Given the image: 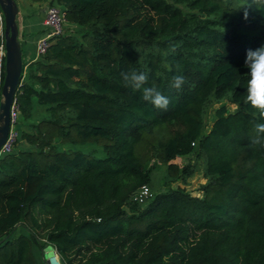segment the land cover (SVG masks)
<instances>
[{
  "label": "trees",
  "instance_id": "trees-1",
  "mask_svg": "<svg viewBox=\"0 0 264 264\" xmlns=\"http://www.w3.org/2000/svg\"><path fill=\"white\" fill-rule=\"evenodd\" d=\"M54 1L66 21L98 28L52 35L22 63L18 136L0 154V264H42L32 245L45 243L65 264H264V149L252 145L256 117L244 103L264 0ZM2 30L3 20V47ZM141 39L149 47L138 55ZM131 69L169 99L166 109L123 85ZM226 94L240 105L217 106L202 132L207 100ZM193 149L200 194L151 191L150 162L166 166L168 184L194 172L174 161ZM142 185L151 195L132 199Z\"/></svg>",
  "mask_w": 264,
  "mask_h": 264
},
{
  "label": "clouds",
  "instance_id": "clouds-1",
  "mask_svg": "<svg viewBox=\"0 0 264 264\" xmlns=\"http://www.w3.org/2000/svg\"><path fill=\"white\" fill-rule=\"evenodd\" d=\"M244 8L243 18H248V4L240 5L236 10ZM244 66L247 68L246 95L244 103H247L254 110V131L255 137L252 145L264 149V43L255 48L246 50ZM123 85L133 91H142L144 101L151 103L154 107L166 109L169 99L156 87L146 86L148 76L143 71L131 69L121 73ZM185 82V77L175 75L172 77L171 87L180 89Z\"/></svg>",
  "mask_w": 264,
  "mask_h": 264
},
{
  "label": "rangeland",
  "instance_id": "rangeland-1",
  "mask_svg": "<svg viewBox=\"0 0 264 264\" xmlns=\"http://www.w3.org/2000/svg\"><path fill=\"white\" fill-rule=\"evenodd\" d=\"M49 4H56L57 3L54 0H47L45 2V5ZM98 28V25H78L75 23H70L65 20L63 23L62 31L66 32H73V33H78L79 30L81 29H92V28ZM149 47L148 42L146 39H141L137 43V52L138 55H141L144 50H146ZM223 104L226 108L227 111H231L234 108H236L238 105H240L239 101H232L228 94L224 95L220 99H215L213 97H210L205 106L204 110L202 113V132L206 131L207 128L210 125V122L214 116V110L217 106ZM20 128L22 126V122L20 121ZM18 144H24L22 140H18ZM91 145L88 144L86 146H82L81 148L87 149ZM61 147L65 148L67 145H61ZM100 146H95V151L94 154L95 156H100L102 155V151L100 150ZM174 161L177 163L178 168L182 170V168H192L194 172L191 175L181 177V175L176 176V178L168 184H166L167 181H165V169L166 166L162 163H159L158 161H151L149 164V176H150V181H149V187L151 188V191H158V190H164L167 187L174 188L176 186L183 187L190 193L194 195H198L201 192V185L205 181V176L202 173V168H203V156L200 152L196 151L193 149L190 151L188 154L185 155H179L174 158ZM131 204V203H130ZM130 204H127L126 209L130 208ZM19 230V227L16 228L15 232ZM46 257V254H44Z\"/></svg>",
  "mask_w": 264,
  "mask_h": 264
},
{
  "label": "water",
  "instance_id": "water-1",
  "mask_svg": "<svg viewBox=\"0 0 264 264\" xmlns=\"http://www.w3.org/2000/svg\"><path fill=\"white\" fill-rule=\"evenodd\" d=\"M0 11L3 20V75L0 85V145L3 142L9 127V107L14 97V91L19 84L22 71L21 48L16 22L17 4L15 0H0ZM52 245L46 255L51 256ZM60 264H65L59 257Z\"/></svg>",
  "mask_w": 264,
  "mask_h": 264
},
{
  "label": "built area",
  "instance_id": "built-area-1",
  "mask_svg": "<svg viewBox=\"0 0 264 264\" xmlns=\"http://www.w3.org/2000/svg\"><path fill=\"white\" fill-rule=\"evenodd\" d=\"M1 11H0V28H1ZM65 22L64 12L61 6L49 4L44 8L42 23L44 26L43 33L38 36L34 42V52L36 55L43 53L49 43L52 35L62 32L63 23ZM3 54V47L0 44V56ZM1 64V59H0ZM18 108L13 98L9 107V127L3 142L0 145V154L11 151L12 146L17 139ZM151 195V191L146 185L140 186L133 194L132 199L141 201L143 198ZM52 245V244H51ZM53 246V245H52ZM52 255L46 257L45 264H60L59 255L54 246L52 247Z\"/></svg>",
  "mask_w": 264,
  "mask_h": 264
},
{
  "label": "crops",
  "instance_id": "crops-1",
  "mask_svg": "<svg viewBox=\"0 0 264 264\" xmlns=\"http://www.w3.org/2000/svg\"><path fill=\"white\" fill-rule=\"evenodd\" d=\"M47 0H15L17 4L16 22L18 28V39L21 48L22 63L28 64L37 58L34 52V42L38 36L43 33L44 26L42 23L44 8L47 6ZM43 246L32 245V251L38 263L45 264L46 257L44 254L49 249Z\"/></svg>",
  "mask_w": 264,
  "mask_h": 264
}]
</instances>
